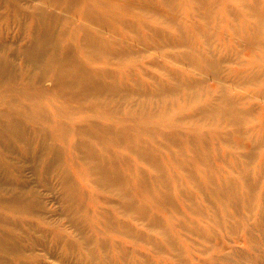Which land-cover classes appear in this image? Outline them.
Instances as JSON below:
<instances>
[{
  "label": "bare ground",
  "instance_id": "1",
  "mask_svg": "<svg viewBox=\"0 0 264 264\" xmlns=\"http://www.w3.org/2000/svg\"><path fill=\"white\" fill-rule=\"evenodd\" d=\"M261 218L264 0H0V264L35 228L72 264H248Z\"/></svg>",
  "mask_w": 264,
  "mask_h": 264
},
{
  "label": "rangeland",
  "instance_id": "2",
  "mask_svg": "<svg viewBox=\"0 0 264 264\" xmlns=\"http://www.w3.org/2000/svg\"><path fill=\"white\" fill-rule=\"evenodd\" d=\"M163 61L162 58V54L160 52H157L155 50L154 54H151L147 59H146V63L143 61L142 64H138V70L140 71L141 69L146 73V77H148L149 79L151 78V76L153 75V70L154 67L156 66L157 63H161ZM146 68V70H145ZM173 70V68L171 69ZM174 72V70H173ZM175 73V72H174ZM163 78L165 80H167L166 76H163ZM185 81H187V79H184ZM194 87L196 89H199L200 86L195 84ZM258 104H260V102H258ZM258 104L256 105V110L259 108ZM246 119L250 120V118L247 116L246 114ZM180 132L183 131H187V130H192L189 134L191 133H195V128L194 127H180L178 129ZM194 139L196 141H198L200 144L202 143L203 139L197 135L194 137ZM212 138L211 136L208 137L206 139V142H211ZM245 141V140H244ZM184 151L186 152L185 148ZM217 156L219 155L216 151L215 153ZM215 155V156H216ZM191 152H188L186 155V159L190 160L191 159ZM180 173H184L183 169L180 168ZM187 176V175H186ZM187 180V178H186ZM90 192L91 194H96V196L98 198H102L105 196L106 191L105 190H100L97 189L96 187L92 186L90 187ZM51 207H54L57 209V213L55 215V220H50V222L52 223L53 221L56 224H59V228H63L66 227L70 224L69 219H68V215L66 213H61L59 214V204L55 203V201L51 202ZM36 218V217H35ZM260 221L264 222V218H261ZM262 222V224H263ZM254 230V232L256 233L255 236H252V238H249L245 244L237 243L238 246V250L240 252L243 253V256L245 258H247L248 264H264V226L261 225L260 228H258L256 225H252L251 226ZM36 230H33V232H37L38 234H41L42 236H39L40 239L38 241V244L36 246V251H37V258H36V262L34 264H63L62 259L64 261V259L68 260L71 264H72V255L67 254L62 248H60L59 250H57V247L55 248V244L53 242V240H56V236L53 234L50 235H45L44 233L49 232H42L41 230H39L38 228H35ZM51 234V232H49Z\"/></svg>",
  "mask_w": 264,
  "mask_h": 264
}]
</instances>
